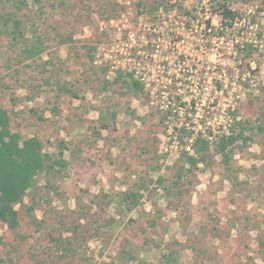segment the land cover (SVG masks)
<instances>
[{
	"label": "rangeland",
	"instance_id": "obj_1",
	"mask_svg": "<svg viewBox=\"0 0 264 264\" xmlns=\"http://www.w3.org/2000/svg\"><path fill=\"white\" fill-rule=\"evenodd\" d=\"M0 106L67 163L0 264H264V0H0Z\"/></svg>",
	"mask_w": 264,
	"mask_h": 264
},
{
	"label": "trees",
	"instance_id": "obj_2",
	"mask_svg": "<svg viewBox=\"0 0 264 264\" xmlns=\"http://www.w3.org/2000/svg\"><path fill=\"white\" fill-rule=\"evenodd\" d=\"M227 21H235L236 13L227 7L223 11ZM226 25L232 26V23ZM15 27H19L16 21ZM16 34V33H14ZM34 56V54H32ZM134 74H129V87L134 91L144 92V86L139 80H135ZM175 104L178 99L171 97ZM240 135L224 136L216 144L218 151L223 154L228 162V149L232 147ZM193 148L201 156L208 152L211 147L210 141L200 132L199 136L193 141ZM60 155L66 149L65 143L61 142ZM187 161L196 165L198 161L193 157H188ZM65 160L54 159L50 154L44 152L43 142L38 137L23 139L20 133L11 130L10 116L7 110L0 106V222L7 225L10 229L17 228L19 224V213L16 206L21 204L28 190L33 187L35 178L41 173L54 171L56 167L65 168ZM34 208L30 207L29 211ZM169 256V255H168ZM1 261V259H0ZM162 264H176L172 256L168 257L167 262Z\"/></svg>",
	"mask_w": 264,
	"mask_h": 264
}]
</instances>
